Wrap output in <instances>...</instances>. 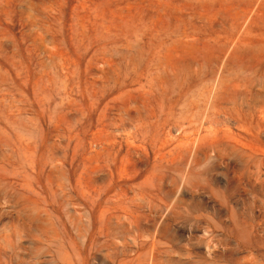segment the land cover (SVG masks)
Here are the masks:
<instances>
[{
  "label": "rangeland",
  "instance_id": "obj_1",
  "mask_svg": "<svg viewBox=\"0 0 264 264\" xmlns=\"http://www.w3.org/2000/svg\"><path fill=\"white\" fill-rule=\"evenodd\" d=\"M0 264H264V0H0Z\"/></svg>",
  "mask_w": 264,
  "mask_h": 264
}]
</instances>
